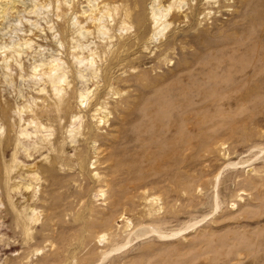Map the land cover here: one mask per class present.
Returning <instances> with one entry per match:
<instances>
[{"label": "rangeland", "instance_id": "1", "mask_svg": "<svg viewBox=\"0 0 264 264\" xmlns=\"http://www.w3.org/2000/svg\"><path fill=\"white\" fill-rule=\"evenodd\" d=\"M0 1V264H264V0Z\"/></svg>", "mask_w": 264, "mask_h": 264}, {"label": "bare ground", "instance_id": "2", "mask_svg": "<svg viewBox=\"0 0 264 264\" xmlns=\"http://www.w3.org/2000/svg\"><path fill=\"white\" fill-rule=\"evenodd\" d=\"M4 1H8V0H3V2ZM57 1H60V0H57ZM76 1L77 0H62L61 2H63V6L65 7L64 9H66L68 11L70 7L67 6V5L69 3L72 4V3L76 2ZM83 1L85 2V6L84 7H86L85 10L81 11V14L83 16V21L82 22H78V21L74 20V16L72 18V20H74L73 23H72V25L74 27V34L77 35L78 37L79 36L80 37H85L86 35H89V34H91L93 32H95L96 34H99V35L100 34L102 35L105 32H107V30L105 29V25L103 24V20L106 19V18H110L112 16L111 15V11H113L116 8L115 4H116L117 0H83ZM166 10L168 11L169 9L167 8ZM67 11H65L66 13L64 12V14H63L64 16H66L68 14ZM71 14L72 13L69 14L68 20H70ZM57 15L58 16L59 15L63 16L62 14H57ZM57 15H55L56 18H57ZM164 17H165V15L164 14L162 15L161 12H160V14L158 16H155V15L152 16L153 31H156L157 29H159V27L162 24V22H160V21ZM81 23H83V24L81 25ZM154 36H155V34H154ZM71 57L76 59L78 61V63H81L84 60V59H82V57H79L77 55V53H72ZM58 61L59 60L57 58H55V59L49 60L46 63L45 66L48 69L49 73L52 72L51 75L54 74L55 72H58V71H56L58 69L57 68L58 67ZM58 73H57V76L55 77V79H53V80L51 79L52 81L49 79L51 84L58 86L60 84V82L63 81L62 78L64 77L65 73H61V74L60 73L58 74ZM54 76H52V77H54ZM81 97L82 96L80 95V99H81Z\"/></svg>", "mask_w": 264, "mask_h": 264}]
</instances>
